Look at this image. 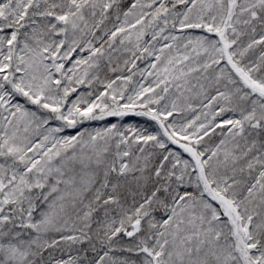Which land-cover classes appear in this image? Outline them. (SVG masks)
Returning <instances> with one entry per match:
<instances>
[{
	"label": "snow or ice",
	"instance_id": "obj_1",
	"mask_svg": "<svg viewBox=\"0 0 264 264\" xmlns=\"http://www.w3.org/2000/svg\"><path fill=\"white\" fill-rule=\"evenodd\" d=\"M0 264H264V0H0Z\"/></svg>",
	"mask_w": 264,
	"mask_h": 264
},
{
	"label": "trees",
	"instance_id": "obj_2",
	"mask_svg": "<svg viewBox=\"0 0 264 264\" xmlns=\"http://www.w3.org/2000/svg\"><path fill=\"white\" fill-rule=\"evenodd\" d=\"M136 79H139V78L137 77ZM111 119L115 120V118H111ZM125 122L126 123H133V124H135V123L140 122V119L139 118H135V117H126L125 118ZM94 126H99V124H94Z\"/></svg>",
	"mask_w": 264,
	"mask_h": 264
}]
</instances>
